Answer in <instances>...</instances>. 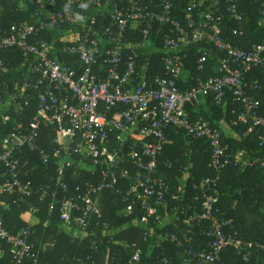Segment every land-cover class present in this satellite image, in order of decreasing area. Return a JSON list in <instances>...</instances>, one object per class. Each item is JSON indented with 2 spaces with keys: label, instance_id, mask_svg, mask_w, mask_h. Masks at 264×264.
<instances>
[{
  "label": "built area",
  "instance_id": "obj_1",
  "mask_svg": "<svg viewBox=\"0 0 264 264\" xmlns=\"http://www.w3.org/2000/svg\"><path fill=\"white\" fill-rule=\"evenodd\" d=\"M260 2L258 25L264 30V0ZM33 3L35 23L20 22L9 31L0 23V51L19 49L30 57L29 74L33 77L22 87L20 96H26L29 88L38 91L36 116L24 130L15 127L1 143L0 164L6 171L0 175V198L8 194L16 199L15 203L35 193L40 202L51 198L50 211L61 204V221L74 223L85 237L94 219L96 227L109 230L110 225L102 221L104 213L98 199L114 192L126 203L123 214L128 217L136 209L143 214L142 222L147 227L145 242L153 234L152 224L166 229L167 218L171 216L177 224L189 227V234L195 236L198 232L206 242L205 247L197 249L193 238L167 231L156 241L157 249L165 251V246L174 245L196 264H225L223 253L232 248L242 262L250 264L252 255L264 251V246L233 231V222L221 211L216 186L230 167H258L264 172V155L246 158L244 152L230 153L223 145V130L212 127L202 117L193 120L188 111V107H194L205 97H212L218 105L232 98L234 106L238 105L233 111L237 119L232 125H248L246 135L259 129L260 147L264 149L262 102L255 97L261 87L256 81L252 84L247 81L252 71L264 69V39L251 49H242L223 36L226 16L236 24L232 35L235 38L244 35L245 19L239 0H191L182 11L176 0H33ZM87 5L95 9V15L107 20L103 30H96L95 15L83 17L79 13ZM56 29L67 31L66 37L69 34L62 39L60 51L55 49L56 41L35 40L43 32ZM163 29L169 33L161 48L164 76H150L149 64L139 66V51L148 49L154 31L159 33ZM136 34L143 41L133 48L130 37ZM198 44L210 45L218 53L215 57L201 50L198 70L204 72L210 60L217 59L221 75L206 80L197 77L195 85L182 89L188 49ZM129 49L131 52L127 53ZM58 53L70 56L73 64L61 61ZM7 73L9 68L0 60V77ZM1 99L0 93V105ZM43 130L56 133L59 145L52 152L41 146ZM171 130L185 133L188 148L208 145V165L215 177L173 191L161 174L162 167L172 170L175 166L170 159L162 161ZM26 150L37 153L45 167L57 160L55 188L47 185L34 191L31 172L25 170L22 161ZM81 152L85 169H90L98 180H87L76 186L75 193H70L68 171L73 167L75 155ZM182 173L187 178L193 177L189 166L183 167ZM186 194L191 195V205H183ZM169 197L178 204L173 209L168 208ZM163 207L164 216L159 213ZM32 234L31 227L10 232L0 212V254L5 247L10 248L11 264H24L28 258L37 261L30 242ZM90 235L92 249L97 251V236ZM142 258L143 250L134 245L128 264H140ZM159 260L161 264L171 263L166 256Z\"/></svg>",
  "mask_w": 264,
  "mask_h": 264
},
{
  "label": "trees",
  "instance_id": "obj_2",
  "mask_svg": "<svg viewBox=\"0 0 264 264\" xmlns=\"http://www.w3.org/2000/svg\"><path fill=\"white\" fill-rule=\"evenodd\" d=\"M190 1L176 0L177 8L182 11ZM21 4L24 6L21 7ZM239 4L240 13L245 19L244 35L240 38H235L232 35V30L236 28V24L226 16L223 36L235 42L242 49H251L254 45L260 44L264 39V30L258 25L260 20L258 12L261 2L260 0H239ZM35 8L33 0H0L1 27L9 31L13 24L24 21L35 23L36 20L32 18ZM102 12L100 11V13ZM79 13L83 17L94 16L95 9L87 5ZM94 17L98 22L96 30H103L107 25V20H104L101 15H95ZM65 33L67 31L62 32L60 29L47 33L43 32L35 40H46L49 43L56 41L55 49L60 51L64 44L63 40L66 37L64 36ZM168 34L167 29H163L159 33L158 31H154L150 38L152 40L151 46L148 49L139 51V66L145 67L149 64L150 76H164L161 48ZM130 41L134 48L137 43L143 41V38L139 34H136L130 37ZM201 50L209 51L215 57L218 56L217 51L210 45L198 44L190 47L188 49V59L185 69L189 74L186 75V79H184L183 75L182 89L195 85L197 77L206 80L210 77L221 75L217 59L210 60L204 72L198 70L197 62L201 55L199 53ZM130 52L131 49L127 51V53ZM57 55L61 61H67L71 64L74 62L68 55H60L59 53ZM0 60L9 68V73L0 77V93L2 95L1 101L3 102L0 105L1 153L3 139L12 134L15 127L24 130L28 123L36 116L38 111V91L29 88L25 93L26 96H20L22 87L30 77H33L29 74L30 57L28 55L19 49L0 51ZM99 61H102V57L99 58ZM247 81L250 84L256 81L261 87V90L255 94V97L262 102L261 114L264 116V69L252 71L248 75ZM17 84L18 86H16ZM203 101L206 106L205 108L203 104L197 109L188 107L191 118L195 120L198 117H202L212 127L220 128L223 132L224 127L223 124H220L221 122L233 130L238 137L228 138L223 133V145L228 147L230 153L237 154L244 151L246 158H259L264 155V149L260 147L262 132L259 129L246 135L248 125L238 127L232 125L233 121L237 119L233 111L238 108V105L234 106L232 98H229L224 105L216 104L212 97H205ZM56 137V133L53 130H43L41 133V146L47 151L52 152L59 145L55 141ZM168 138V144L162 156V161L170 159L175 165L173 170L168 171L167 174V180L171 185L173 184L176 189L178 188L175 176L177 175L178 178H181L183 176V167L192 165V163L194 164V168L191 171L195 181H192L191 178L188 179L187 185L189 187L196 181H201L207 177H215L214 170L210 169L208 165L210 153L207 144H198L194 148H188L185 133H176L173 130L168 132ZM22 161L25 162V170L31 172L30 177L35 192L47 185L55 188L58 169L57 160H53L49 167H45L42 165L37 153L26 150V156L22 158ZM73 161V167L69 169L67 177L70 193H75L76 186L85 183L87 180H98L92 176L90 169H85L84 152L75 155ZM89 164L92 165V163ZM5 171V167L0 164V175H3ZM216 189L220 196L221 211L226 212L227 210L225 218L233 222V231L247 241H253L264 246V212L259 211L264 198V172L258 167L252 169L230 167L224 171ZM105 195H111V199L110 201H105V213L103 212L104 218L102 221L107 222L110 228L106 231L102 226L96 227L97 221L94 219L90 230L91 234L93 233L97 236L99 242L97 251L92 249V237L90 233L85 237L82 236V238H74L61 229V204H56L50 212V204L53 201L51 198L45 202H40L39 195L35 193L33 197L25 201L15 203L16 199L13 196L8 194L2 196L0 198V212L3 214L5 227L12 233H18L24 228L31 227L21 219V214L25 210L38 209L34 213L40 219V224L31 227L33 234L30 238L31 244L36 242L35 246L33 245V252L37 261L34 258H28L24 264H128L132 251L129 252L124 245H120L123 241H126V243L136 242L143 250V258L140 264H161L159 259L163 256L171 260L170 264H184L183 259L179 258V254L183 252L182 249L174 245H167L165 246V251H161L162 249L155 247L160 233L168 231L181 234L184 232L182 226L177 229L173 225H168L166 229H160L158 224L153 223V234L145 242L144 232L147 231V227L142 222L143 214L136 209L128 217L120 216L124 214H120L117 211L126 208L124 207L126 203H123L122 198L114 192H108ZM191 203V195L186 194V200L183 205H191ZM110 204L114 205V212L109 211ZM177 205V202L169 197L168 208L173 209ZM253 205L255 208L252 207ZM165 210V207H163L159 212L160 215L164 216ZM248 220L250 223H247ZM114 230L121 231L116 234V232L113 233ZM42 234L45 236L43 237ZM193 239L197 242L194 243L197 249L206 246V242L199 236L198 232L193 236ZM42 242L52 243L54 246H50L47 251L42 252L40 249ZM252 256L250 264H264V251L257 252ZM223 261L225 264H247L242 262L241 258L232 248L224 251ZM0 264H11L10 248L5 247L4 251L0 254ZM193 264L196 263L193 262Z\"/></svg>",
  "mask_w": 264,
  "mask_h": 264
},
{
  "label": "crops",
  "instance_id": "obj_3",
  "mask_svg": "<svg viewBox=\"0 0 264 264\" xmlns=\"http://www.w3.org/2000/svg\"><path fill=\"white\" fill-rule=\"evenodd\" d=\"M21 7H23L24 5L23 4H21L20 5ZM14 25V24H13ZM12 25V26H13ZM184 79H186L185 78V76H184ZM16 86H18V84L16 85ZM201 104H203V106H204V108L206 107L205 106V103H204V101L202 100L200 103H198L195 107H193L192 109H197L199 106H201ZM221 125L223 124V127H224V134H225V136L226 137H228V138H236V137H238V135L237 134H235L234 133V131L233 130H231L228 126H226L224 123H220ZM244 152V151H243ZM240 153H242V152H238L237 154H240ZM194 164L192 163V165H189V167L191 168V170L193 169V166ZM175 167V166H174ZM173 170V169H172ZM172 170H167V169H165L164 167H162V172H161V174L162 175H164L166 178H167V174H168V171H172ZM194 172V171H193ZM175 179H176V181H177V183H178V188L176 189L175 188V185H173V191L174 192H178L179 190H182V189H186L187 187H189L187 184H188V179H190V178H187L186 176H182L181 178H178V176L176 175L175 176ZM191 180L192 181H195V178L194 177H192L191 178ZM124 187H126V186H124ZM126 189V188H125ZM176 189V190H175ZM102 202V198H99L98 199V204H99V207L101 208V210H103L104 211V208H105V202H104V204H102L101 203ZM237 204V203H236ZM235 204V205H236ZM252 207H254V205L252 206ZM125 211V208H122V209H120V210H118L117 212H124ZM51 212V211H50ZM224 214H227V210H226V212L224 211L223 212ZM21 219L26 223V224H28L29 226H31V227H35V226H37V225H39L40 224V219L39 218H37L36 217V214L34 213V211L33 210H25L22 214H21ZM167 220H168V224L169 225H173L174 227H181L182 226V228H183V230L184 229H187L188 227H186V225L185 224H183V223H181V224H177L174 220H173V218H172V216L168 219L167 218ZM184 226V227H183ZM61 229L62 230H64L68 235H70V236H73L74 238H76V237H78V238H82V236H83V234H81L80 232H79V230L77 229V227H76V225L74 224V223H65V222H62L61 223ZM190 232V231H189ZM42 236L44 237L45 235L44 234H42ZM186 236H189V237H191V238H193V236H191V235H187L186 234ZM84 237V236H83ZM35 242V241H34ZM36 243V242H35ZM35 243L33 244L34 246H35ZM52 245H54V244H52V243H43L42 242V244H41V250H42V252H45V251H47L48 250V248L51 246V247H53Z\"/></svg>",
  "mask_w": 264,
  "mask_h": 264
},
{
  "label": "rangeland",
  "instance_id": "obj_4",
  "mask_svg": "<svg viewBox=\"0 0 264 264\" xmlns=\"http://www.w3.org/2000/svg\"><path fill=\"white\" fill-rule=\"evenodd\" d=\"M188 74L189 73L185 70L183 75L186 77V75H188ZM5 94H6V92H5ZM101 198H102V202L101 203L104 204L105 201H110L111 195H108V196L104 195ZM110 206L111 207L109 208V211L114 212V210H113L114 209V205L110 204ZM124 207H126V206L124 205ZM253 208H255V207H253ZM259 211L264 212V198L262 200V206H261ZM121 213L123 214V212H120V214ZM120 216H126V215L124 214V215H120ZM247 223H250V221L248 220ZM120 231L121 230H118V231L114 230L113 233L116 232V234H118ZM189 231H191V229L189 227L187 229H184V232L182 234L184 238L189 237V236H186V234L189 235ZM162 235H163V233H160L158 235V239L159 240L162 238ZM120 245H124V247H126L128 249V251L131 252L133 250V246L137 245V243L136 242H132V243L128 242V243H126V241H123V242L120 243ZM179 258L183 259L184 264H193V262L185 255L184 251L179 254Z\"/></svg>",
  "mask_w": 264,
  "mask_h": 264
},
{
  "label": "clouds",
  "instance_id": "obj_5",
  "mask_svg": "<svg viewBox=\"0 0 264 264\" xmlns=\"http://www.w3.org/2000/svg\"><path fill=\"white\" fill-rule=\"evenodd\" d=\"M86 7V6H85Z\"/></svg>",
  "mask_w": 264,
  "mask_h": 264
}]
</instances>
